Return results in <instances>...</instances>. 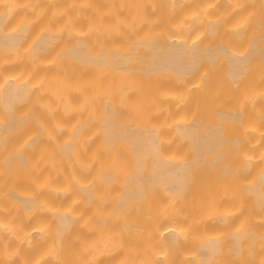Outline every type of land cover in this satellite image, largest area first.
I'll list each match as a JSON object with an SVG mask.
<instances>
[{
    "label": "bare ground",
    "instance_id": "bare-ground-1",
    "mask_svg": "<svg viewBox=\"0 0 264 264\" xmlns=\"http://www.w3.org/2000/svg\"><path fill=\"white\" fill-rule=\"evenodd\" d=\"M0 264H264V0H0Z\"/></svg>",
    "mask_w": 264,
    "mask_h": 264
}]
</instances>
